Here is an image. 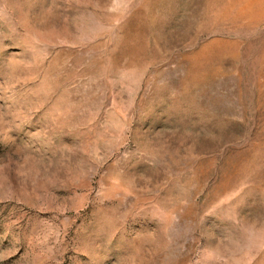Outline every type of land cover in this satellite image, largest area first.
<instances>
[{
    "label": "rangeland",
    "instance_id": "1",
    "mask_svg": "<svg viewBox=\"0 0 264 264\" xmlns=\"http://www.w3.org/2000/svg\"><path fill=\"white\" fill-rule=\"evenodd\" d=\"M0 264H264V0H0Z\"/></svg>",
    "mask_w": 264,
    "mask_h": 264
}]
</instances>
